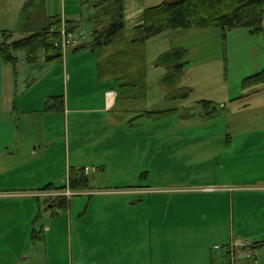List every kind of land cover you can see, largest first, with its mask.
<instances>
[{
	"label": "rangeland",
	"instance_id": "374dc122",
	"mask_svg": "<svg viewBox=\"0 0 264 264\" xmlns=\"http://www.w3.org/2000/svg\"><path fill=\"white\" fill-rule=\"evenodd\" d=\"M28 1L0 0V35L4 32L12 33V41L31 33L25 31L29 15L33 14V9L28 13L24 12ZM85 1H45L49 14L64 15L80 22L81 30L75 32L72 38L79 43L84 39L87 43L91 42L94 28L89 21L93 13L92 6ZM164 1L167 0H145L148 7ZM2 39L3 36L0 45ZM173 49H183L186 52L187 71L179 86L190 89L188 98L182 97L183 90L174 91L162 84L166 69L159 64L158 59L163 53ZM70 54L72 51L66 53ZM17 55L19 61L16 68L5 62L0 54V192L8 191L9 195L21 196L30 192L28 184L41 179L44 183L50 177L54 187L62 188L68 185L74 169L83 171L90 182L89 188L70 189L71 193H76L69 197L73 206L71 210H60V213L52 216L48 214V219L51 216L63 222L68 220V224L69 220L73 221L72 246L61 225L53 227V232L48 235L51 263H67L69 260V264H90V253L97 242L93 243L92 240L94 224L102 217L99 203L119 197L114 193L122 186L148 187V195L143 196V200H149L148 216L153 217L154 221L162 204L166 207L172 197H186L183 201L187 203L188 209L185 210L190 213L191 218L194 213L196 215L189 222L191 227L188 228V236L192 243L189 246L180 245L176 233L161 244L156 233H152L155 225L149 227L146 250L150 255V264H157L159 251L171 253L179 264H196L189 256L201 245L206 246L201 250L209 251L215 264H244L245 261L254 260L242 254H237L232 261L222 259L227 255V245L223 240L231 235V207L228 209V205L233 190L228 187L264 178V149L258 150L253 145L254 140H264V86L256 87L255 91L258 92L254 94L252 89L243 85L245 78L264 69L263 34L253 35L247 27L230 30L209 27L177 29L148 39L145 42L147 85L141 94V87L122 91L117 84L116 91L120 94L118 108L136 109L134 113L128 110L127 114L131 118L142 110L168 112L159 118L146 116L142 120L147 138L143 137V144L136 143L135 137L129 138L125 144L128 154L122 156L121 165L116 164L112 157L109 163L107 153L98 155L106 163L105 171L98 167L99 163L88 164L84 170L74 167L77 161L90 159L92 152L90 149L76 150L72 114L69 120L70 151L66 141L60 138L54 141L47 155L42 156L32 154L34 149L28 138L31 135L29 114L21 120L15 112L9 115L7 111L12 105L10 94L13 97L11 102L14 101L17 107L24 109L25 106H34L35 101L48 92H60L67 103L69 93L70 108H95L96 98L89 94L97 90L99 83L96 67L94 69L88 60H82L79 64L70 63L68 78L58 71V74L48 77L45 85L33 88L32 84L35 78L41 76V70L27 62L24 51ZM42 60H45L44 57ZM248 93L251 94L248 100L236 99ZM201 100L217 103L221 108L219 113L206 118L199 103ZM93 119L90 117L85 120L93 123ZM19 122L20 127L17 125ZM62 128L63 125H59V130L62 131ZM90 128L95 129L93 126ZM112 163L120 166L115 167ZM205 187L215 189L204 190ZM45 195L48 196V193ZM133 197L135 196H130ZM91 200L94 203L92 202L90 211L85 213ZM13 201L18 203L16 205L14 202L15 218L27 217L29 205L23 204L22 199L3 198L0 199V204L4 202L6 206ZM208 203L218 204L215 215L201 214L204 207L198 211V206ZM143 205L147 207V204ZM112 246L116 249L117 243L112 242ZM29 250L25 251L29 254ZM38 264H42L41 259Z\"/></svg>",
	"mask_w": 264,
	"mask_h": 264
},
{
	"label": "crops",
	"instance_id": "0c3cea01",
	"mask_svg": "<svg viewBox=\"0 0 264 264\" xmlns=\"http://www.w3.org/2000/svg\"><path fill=\"white\" fill-rule=\"evenodd\" d=\"M124 2L125 24L126 28L130 30L141 24L143 11L148 6L145 0H124ZM63 3H65V0ZM45 8L47 16H54L48 12L47 2H45ZM61 17L63 20L69 19L64 15ZM85 40L81 44L85 43ZM69 51H72V54L66 55ZM64 55L65 58L62 61H56L45 66L43 65L44 60H41V76L35 78L32 87L38 88L45 85L48 82V77L51 74H58V71L68 78L70 63L79 64L82 60H88L94 69L96 67V76L99 78L97 90L89 94L96 98L97 106L95 108H70L69 93L67 103L65 96L59 94L60 92L58 94H56L57 92H48V94L38 98L34 106L28 108L25 106L23 109L17 107L14 101L11 102L13 97L9 93L10 103L12 104L10 110H7L9 115L15 112V115H18L19 119L22 120L23 116L29 114L31 125L29 131L31 135L28 138L33 145V155L46 156L54 141L60 138L66 141L70 151L69 120L72 114L76 150L90 149L92 152L90 159H85L82 162L77 161L74 167L80 168L78 170H84L88 164L99 163L100 166L98 167L105 171L106 163L101 159V156H98L102 153L108 154L109 163L113 158L116 164L121 165L122 156L128 154V147L126 148L125 144H127L129 138L135 137V142L139 144H143V137L147 138L142 121L147 115L142 110L139 114H135L136 117L131 118L127 114L128 110L134 113L136 109L118 108L120 94L116 90L119 83L102 78L99 75V60L89 48L75 51L74 47H69ZM119 86L122 91L131 88L122 87L120 84ZM134 89H140V87H134ZM141 89L142 94L144 89ZM108 91H114L115 98L113 101H109L106 97ZM89 95L87 96L89 97ZM48 104H53L54 108L48 109ZM90 117L94 118L93 123L85 120L86 118L90 119ZM79 119L81 120L79 121ZM17 125L20 127L21 123L19 122ZM59 125H63L62 131L59 130ZM91 126L95 129H91ZM54 130L56 131L54 132ZM250 145L251 143L248 144L247 148ZM253 145L257 146L258 150L264 149V140H254ZM141 151L142 149L139 150V152ZM126 156L125 158H127ZM116 164L112 163L115 167L120 166ZM45 176L48 177V174ZM42 181L41 179L28 184L30 192L21 196L9 195L8 191L0 192V199H22L23 204L29 205L27 217L15 218V201L11 204L8 202L9 205L6 206L4 205L6 201L0 204V264H38L39 259L42 260V264H56L55 261L52 263L50 261L48 235L59 225L64 227V234L72 246L73 233L71 227L73 221L69 220L68 224V220L63 222L58 218L51 217L54 215V210H51L54 206L49 204L52 199L45 195V193H63L65 189L56 190L54 188L56 191L50 192V188L46 189L45 187L48 185L54 186L51 177L49 181L47 180L44 183ZM228 188L233 190L228 205V209L231 207V235L223 240L224 244L227 245V255L222 260L228 261L231 259L232 261L237 254H242L248 259L254 258L253 261H245L244 264H264V178L255 182L238 183L236 186ZM147 189L148 187L143 188L141 186H122L114 193L119 197L109 202L99 203V211L102 217L96 220L94 224L92 240L93 243L97 242L90 253V264H150V255L146 248L149 242V227H154V225L155 229L152 230V233H156L161 244L168 241L169 236L175 233L180 245L189 246L192 244L189 241L188 228L191 227L189 222L194 220L196 215L194 213L191 218L190 213L186 211L188 209L187 203L183 201L186 197H178V199L172 197L171 202L166 207L162 204L157 219L154 221L153 217L149 218L150 216H148L149 200L147 198L143 200V196L148 195ZM213 189L215 188H204V190ZM32 193H35V195ZM42 193L44 195H41ZM25 195L29 197H25ZM130 196L135 197L130 198ZM92 202L94 203L93 200L88 203L85 213L90 211L93 205ZM143 203L147 204V207H144ZM72 207L70 200V210ZM202 208L204 210L201 214L215 215L219 207L217 203H208L207 205L198 206V211L200 212ZM193 209L196 210V208ZM10 212H12V215ZM4 213L5 216H3ZM48 214L51 215L49 219ZM235 219L237 222H235ZM210 228H213V226H210ZM34 230L39 232V238L37 239L33 238ZM133 241L135 242L132 243ZM112 242L117 243L116 249L113 248ZM204 247L206 246L201 245L199 248L197 246L189 259L195 260L196 264H215L209 251L201 250ZM28 248L30 249L29 254L28 251H25ZM97 248L100 249L97 250ZM157 257V264L180 263L175 261V257L169 252L159 251ZM59 264H69V260L67 263Z\"/></svg>",
	"mask_w": 264,
	"mask_h": 264
},
{
	"label": "trees",
	"instance_id": "16d2710c",
	"mask_svg": "<svg viewBox=\"0 0 264 264\" xmlns=\"http://www.w3.org/2000/svg\"><path fill=\"white\" fill-rule=\"evenodd\" d=\"M87 1L91 3L93 11L89 17V21L94 26L92 41L74 47L75 51L89 48L99 60V75L119 83L122 87L144 88L147 85L145 42L154 36L177 29L209 27H218L222 30L247 27L253 35H264V0H167L159 5L146 7L141 24L130 30L125 24L124 0H86L85 2ZM30 9H33V14L29 15V22L25 27V31H30V34L10 41L13 34L2 33L3 39L0 45L2 59L17 68L19 61L17 54L24 51L27 62L35 68H42L40 63L43 57L44 66L62 61L65 51L57 45L62 42V30L65 28L67 33L73 35L79 32L80 22L63 20L61 15L47 16L45 0L38 2L29 0L24 12L28 13ZM185 59V50L173 49L163 53L158 62L166 69L162 84L174 91L183 90L182 97L188 98L190 89L179 86L187 71ZM243 85L252 89L254 94L257 93L255 88L264 86V69L245 78ZM250 95L248 93L236 99L248 100ZM199 103L205 111L206 118L214 117L221 109L213 101L201 100ZM47 108L52 109L54 105L48 104ZM167 112L146 110L144 114L159 118ZM89 186V180L84 172L74 169L70 174L68 185L62 188L48 185L45 188L53 191L66 188L79 190ZM49 198L52 199L49 204L57 209L56 212L54 209V214L69 209V197ZM38 233V230H34V239L39 238Z\"/></svg>",
	"mask_w": 264,
	"mask_h": 264
},
{
	"label": "built area",
	"instance_id": "2783aa9c",
	"mask_svg": "<svg viewBox=\"0 0 264 264\" xmlns=\"http://www.w3.org/2000/svg\"><path fill=\"white\" fill-rule=\"evenodd\" d=\"M62 36H63L62 42L57 45H60L64 50H66L69 47L68 45H71V44L73 45H71L70 47H77L80 45L79 41H76L75 38L72 40L73 35L67 33L65 28H63L62 30ZM106 97L109 99V101H113L115 98V93L113 91H108L106 93ZM74 194L76 193H71L70 190H67V191H64L63 193H48V196H59V195L73 196Z\"/></svg>",
	"mask_w": 264,
	"mask_h": 264
}]
</instances>
